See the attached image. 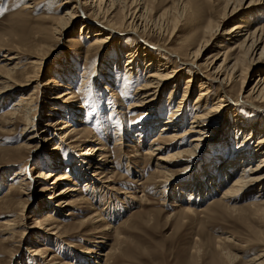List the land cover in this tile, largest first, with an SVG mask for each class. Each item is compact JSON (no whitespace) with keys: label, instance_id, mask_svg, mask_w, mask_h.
<instances>
[{"label":"bare ground","instance_id":"bare-ground-1","mask_svg":"<svg viewBox=\"0 0 264 264\" xmlns=\"http://www.w3.org/2000/svg\"><path fill=\"white\" fill-rule=\"evenodd\" d=\"M42 1L47 7L44 6L42 9V15L38 19L40 21L36 26L29 31L22 29V31L13 34L6 33L7 35L4 34V37H7L9 41L0 42V52L2 50L8 51H6L7 54L3 55L4 59L0 60V102H5L3 98L11 94L18 95L10 108L0 116L6 133H11L20 125L22 126L21 133H23L35 125L32 121L33 115L40 103L35 94L39 84L38 77L43 68L42 60L50 51L49 43L57 35L67 30L70 25L72 27L79 19L82 21L80 31L93 32L91 39L86 35L76 42L72 40L80 45L79 51L77 50L79 53L83 44L86 43L84 53L79 57L84 62L78 76V78L80 77V84L77 90L80 93L91 75V73L88 74L87 70L89 63L96 61L97 51L106 49L111 43V38L116 37L117 34V36L122 37L130 36L129 38L135 41L133 45L127 41L124 49H122L123 46L117 47L115 61L127 56L126 63L121 68L124 73V81L126 82L132 77L137 78L140 71H144L145 76L143 82L136 85L130 95V92L125 88L117 91L116 74L121 72L117 65L119 63L114 62L116 69L108 66L109 69L106 70L108 75L103 79L106 85L102 87L108 91L105 95V97L107 96L105 99L106 107L110 110L109 117L112 115L110 118L114 119L115 143L111 151L106 146L105 141L101 140L93 129L91 131L88 128L89 125L86 126L83 120L77 118V115H80L84 109L85 111L88 110L89 105L85 104L87 101L83 103L82 99L77 97V90L75 91L72 86L73 81H75V73L72 69L68 65H62L61 70L54 69L49 74V79L44 85H50V87L45 89L46 93H43V97L45 105L50 106L47 117H54L52 126L56 127L55 135L67 140L72 139L73 145H70L72 148L81 149L84 146L85 151H81L83 154L80 153V156L83 155L86 159L88 156H92L90 158L93 160L95 156L93 153H97L99 157L93 160L95 171L90 174L87 173L86 169H83L84 166L80 167L73 162L72 164L66 159L67 157L60 158L61 161L58 157L56 158V161L59 160V169H64V171L55 173L56 169L45 165L49 164V159H46L44 164L42 163L45 168L40 171L41 173L35 179L27 173L24 174L25 178L17 179V191H13V184L9 185V195L1 198L0 201L5 213H9L13 207L17 211L14 216H10L11 218L8 217L0 221V231H3L2 235H5L2 241L8 242L13 239V229L19 233L20 238L33 231L34 234H39L37 237L43 239V242L60 238L66 234V229L61 225L59 216L54 215L56 214L55 211L57 212L59 208H67L64 216H81L84 210H87L89 213L88 215L86 213L85 218L80 221V225L84 227L90 225L95 230L88 233L94 237L91 242L92 247L86 249L85 259L88 262L85 264H90V259H93V264H107L116 251L113 244L106 243V233L111 232V227L105 224L101 226L100 222L103 220V216L100 210L92 206L85 209L81 207L87 203L84 192L86 191L90 197L97 196L104 190L107 194L102 203V210L104 211L113 207V201L115 198L118 200L120 195L135 199L138 202L141 200L136 195H132L130 190L125 189L126 187L120 188L116 185L118 182L117 173L114 170H105V161L106 163L114 162L111 157H115L120 162L121 154L125 159L123 168L130 172L132 166L142 160V168L140 169L142 171H139L140 178L137 180L138 182L140 180L138 185L147 183V185L157 186L158 182L166 183L171 176L184 169L182 167V169L174 170V167L188 163L193 156L199 153L204 138L208 136V128L215 125L218 114L222 112L223 108L230 105L229 100L241 102V107H250L252 119L251 123H245L241 120L239 109H234L232 112L234 116L231 136L235 140H227L221 145L219 166L207 177V184L211 186L217 184L224 188L219 197L210 200L207 207L222 205L229 210L241 213L253 209L256 217L264 222V199L261 193H257L252 197L253 200L242 208L233 204L235 200L239 199L238 197L251 194L255 188L261 189L262 192L264 190V172L260 173L264 168V70L257 74V80L248 86L250 71L260 72L256 65L264 60V22L253 26L252 21L255 14L251 16L254 10L263 8L261 4L264 5V0H208L212 11L205 10L198 0H170V2L168 0H54L55 5L54 8H51V14L47 13L46 10L49 5H52L50 2L53 3V0H49L50 2L35 0L34 5L26 4L21 8L30 11ZM69 2L72 4L64 10L63 14H54L58 7L67 5ZM21 13L26 14L22 10ZM233 18L238 20L225 31L223 25L225 26ZM48 33H50L49 37L46 36ZM210 47H216V50L209 54ZM14 60L16 61L11 66ZM25 60L28 61L23 62ZM185 69L186 72H183ZM183 79L185 80L184 87L176 108L168 114V118L163 119V113H159V106L163 103L162 92L166 88L172 87L168 99L172 98L173 100L177 92L175 86L179 85V80ZM33 82H36L33 89L23 93L24 88ZM132 83L135 82L129 84ZM169 83L172 85L170 86ZM194 83H196L198 93L192 102L193 108L189 110L188 97L194 93L192 91ZM62 85L63 91L51 97V91ZM236 87L237 89H235ZM100 91L105 94L103 90ZM121 96L128 98L125 112L122 108L124 105ZM172 100L168 102V105L173 103ZM171 108L172 106L167 109ZM132 110L136 111L140 117V119L135 120L139 121L135 125L136 129L142 132L139 138L149 133L150 129L159 127V131L157 136L151 139L147 148L140 151L137 146H132L134 153L127 156L121 150L125 142L124 131L122 130L124 125L122 126L123 123L121 122L128 114L127 112ZM99 114H97L99 119L97 131L102 134L105 130L106 120ZM189 114H193L192 117L190 116L192 119H190L189 128L182 129L185 117ZM79 122L81 124H78L79 127L76 128L75 124ZM242 123H245L244 129H241ZM10 126L13 127L8 129ZM50 126L51 124L47 123L36 132L31 130L32 134L27 137V142L11 147L10 152L13 154L11 157H16L14 161L28 158L30 149L36 146L37 132H49ZM129 128L131 127L125 124V130L136 137L138 133L133 132L134 130L131 132ZM247 131L249 135L244 136ZM241 132H243L242 137ZM191 133L194 135L188 138V145L181 147L183 139ZM253 138H255V144L251 142ZM49 139V137L44 138V140ZM51 140L53 139L51 138ZM90 143L94 144L86 146ZM54 155L57 156L58 154L55 153ZM243 155H247V157L244 159ZM83 157L79 160L82 164L84 163ZM254 159H257V162L253 164ZM151 160H155L154 169L146 177L144 171ZM87 164L88 168L92 166ZM63 165L65 166L63 167ZM75 165L77 166L75 167ZM47 168H51V170ZM237 169H239L238 172H236ZM235 172L237 174L228 182L230 176ZM14 173L19 174L20 172ZM50 177H54V180L51 181L52 185L62 182L69 183L63 185L55 194L57 195L56 207H52V205L50 208L47 207L50 210L42 216H38L35 210L25 215L28 194L32 192L29 189L32 181L47 180ZM217 181L218 183H216ZM81 182L84 183L81 184ZM226 183L228 184L225 185ZM45 186L47 187V185ZM159 187L161 204L171 205L166 195L167 189L165 186ZM188 189L185 188L187 191ZM14 194H19L20 197L16 198ZM69 195L70 199L64 198ZM45 203H41L39 206L41 210L47 209L44 207ZM172 205L178 210H174L168 215L169 217L176 216L181 212L193 211L191 207L183 206L180 202ZM27 219H30V222ZM262 237L264 241V234ZM228 241V237L218 239L221 245ZM105 246H107L106 249L96 253V248ZM216 250L221 254L220 249ZM49 251L52 252L47 247L35 248L30 250L28 254L38 256L43 260ZM224 253L232 261L235 260L234 254ZM12 255L10 253L8 261ZM56 259L57 255L53 254L46 263L70 264L67 261L59 263ZM243 264H264V252L251 257Z\"/></svg>","mask_w":264,"mask_h":264},{"label":"rangeland","instance_id":"rangeland-1","mask_svg":"<svg viewBox=\"0 0 264 264\" xmlns=\"http://www.w3.org/2000/svg\"><path fill=\"white\" fill-rule=\"evenodd\" d=\"M168 1L170 2V0ZM43 2L44 1L36 4L34 8L31 9L32 11H28V9H22L21 6L23 7L26 4L34 5L35 0H0V13H2V15H0V42L3 43L8 40L7 37H4V34L6 33L13 34L14 32L22 31V29H27V31H29L34 26H36L40 21L38 19L39 16L42 15V9L44 6L47 7V5H44ZM198 2L205 10L212 11V9H210L211 5L208 0H198ZM50 4L52 5H49L46 12L51 14V8H54L55 5L54 0L53 3L50 2ZM71 4L72 3L69 2L67 5L58 7L56 11H54V14H63L64 10L69 8ZM261 5L263 7L261 10H254L251 13V16L255 14L254 20L252 21L253 26H255L254 24L258 25L261 24V22H264V5ZM21 10L26 12V14H22ZM237 20L238 19L236 18L231 19V21L226 23L225 26L223 25V29L226 31V29H228ZM81 22V19H79L72 27L70 25L67 30H64L60 35H57V38L55 37L49 43L50 51L46 54L45 59L42 60L43 68L41 74L38 77L39 84L37 85V92L35 94V96H37V100L40 101V103L38 102V109L33 115L32 121L35 125L23 133H21V125L18 126L14 131H11V133H6L5 126L3 122L0 121V148H2L0 150V199L9 195V185L11 184L14 186L13 191H17L18 183L16 181L18 178H25L24 174L28 173L33 179H35V177L41 173L40 171L45 168L43 164L46 159H49V164L45 165L47 167L56 169L55 173L64 171V169H59L60 167L58 163L60 158L63 159L66 157L69 162H73L75 164L77 163V165L80 167L84 166L85 168L83 169H86L87 173L89 174L95 171L93 160H96L99 155L97 153H93V155H95L93 160L91 159L92 156H88L87 160L86 157H83V155H79L85 151L83 149L84 146L81 148L83 150L72 148L70 147V145H73L71 143L72 139L67 140L55 135L56 127L52 126L54 123V117H47L50 106L45 105V99L43 97V93H46L45 89L50 87V85H44L49 79V74L54 71V69L61 70L60 67L62 65H68V67L75 73V81H73L72 86L75 91L77 90V87L80 84V77L78 78V76L80 75V69H82L84 65V62H82V59L80 60L79 57L84 53L86 43L83 44V48L79 53L78 49L80 45L76 44L75 42L76 40H81V38H84L86 35L88 38H92L93 35V32L89 33L88 31H80ZM117 35L116 37L111 38V43L106 49L97 51L98 56L96 57V61L94 60L93 63H89L90 65L87 68L88 74L90 75L91 73V75L87 79L88 81L85 84V88L81 93L77 90V97L81 98L83 103L87 101L85 104L89 105L87 107L88 110L85 111L84 109L80 115H77V118L83 120L86 126L89 125L88 128L91 129V131L93 129L94 133H96L101 140L105 141L106 146L111 151L113 150L115 143V135H113L114 119L110 118L112 115L109 117L108 113L110 110L108 107H106L107 103L105 99H107V96L105 97V95L108 93V91L102 87L106 85L103 79H105V77L108 75L106 70L108 71L109 68L116 69V63H119L117 65L120 70L126 63L127 56H124L123 59L119 58L118 61H115L118 51L117 47L121 48L123 46L122 49H124L126 48V43L130 42L129 44L133 45V42H135L129 38L130 36L122 37ZM46 36L49 37L50 33H48ZM48 37L46 38L48 39ZM3 38L5 40H2ZM215 50L216 47H210L208 53L210 54ZM6 51L7 50H2L0 52V60L4 59L3 55L5 53L7 54L8 52ZM122 54L124 55L125 53ZM15 61L16 60L11 63V66ZM26 61L28 60L23 62ZM108 62H110V64H108ZM114 62H116L115 65ZM256 68L260 72H255L252 70L250 71L251 76L248 79V86L257 80V74L263 72L264 60L261 61L260 64L256 65ZM183 72H186V69ZM116 76L118 84L117 91H120L121 88H125V90H128L131 95L133 91L132 89L136 85H139L143 82L145 74L144 71H140L137 78L132 77L126 82L124 81L125 78L123 70L117 73ZM131 82L135 83L129 84ZM184 82V79L179 80L180 84L175 86L177 92L175 93L173 100L172 98L168 99L169 91L172 87H168L162 92L161 96L163 103L159 106V113H163V119L168 118V114L176 108V104L181 97ZM35 84L36 82H33L28 87H25L23 93H27L28 91L32 90ZM171 85L172 84H170V86ZM61 87L52 90L51 97L60 94L63 91V85ZM235 89H237V87ZM100 90H103L105 94ZM192 91L195 94H190L188 97L189 110L193 108L192 102L198 93L196 83L192 85ZM19 92L22 93V91ZM17 96L18 95L16 94H11L3 98L5 102H0V116L10 108L12 102L18 98ZM121 97V100H123L122 103L124 105L122 108L125 112L126 101L128 98L126 99V96ZM170 100H172L173 103L168 105ZM229 104L230 105H228L226 108H223L222 112L218 114V120H215V125L208 128V136L204 138V141L199 148V153L193 156L192 160L188 163L182 165L179 164L178 166L174 167V170L182 169V167H184V169L171 176L166 183L161 184V182H158L157 186H152V184L147 185V183L138 185L140 180L139 182L137 180L140 178L139 171H142L140 170L142 168V160L136 162V164L132 166V171L130 172L123 168V166H125V159L121 154L120 162L115 157H111L114 159V162L106 163L105 161V170H114L117 173L116 178L118 179V182H116V185L120 188L126 187L125 189L130 190L132 195H136V197L140 198L141 200V202H138L135 199H130L124 195H120L118 200L115 198L113 201L114 206L104 211L102 210V203L107 197V194L104 192V190L99 193V195L90 197H88L86 191L84 192L87 203L81 207L85 209L88 206H92L93 208L100 210L103 216V220L100 222L101 226L105 224L111 227V232L108 234L106 233V243L113 244L116 248V251L114 256L108 261L107 264H243L244 261L264 252V241L262 240V236L264 234V222L259 217H256L253 209H249V211L247 210L248 213H241L239 211L229 210L222 205L207 207L210 200L219 197L221 190L224 188L223 186L220 187V185L218 186L217 184L213 186L207 184V177L210 172L213 173L214 169L219 166L218 162L219 157L221 156L219 149H222L221 145L227 140H235V138H232L231 136V131L233 128L232 119L234 116L232 112L234 109H239L241 120L245 121V123H249L252 119V109L250 107H241V102H235L233 100H229ZM171 106V109H167ZM127 113L128 114L125 117L126 119L124 118V120L121 122L123 123L122 126L124 125L122 130L124 131L125 139L121 150L127 156H131V154L134 153L132 146H137L140 151H143L148 147L151 139L157 136L159 127L150 129L151 131H149V133L144 134L139 138V135L142 132L136 129L135 125L139 121L135 120L137 118L140 119V117L137 112L133 110L128 111ZM97 114L102 115L106 120L105 130H103L104 133L102 134L98 133L97 131L99 128V119ZM192 115L193 114H189L185 117V123L183 124L182 129L189 128V122L190 119H192L190 116L192 117ZM47 123L51 124L49 127V132H37L38 138L37 142H35L36 146L30 149L28 158L26 157L21 160L14 161L16 157H11L13 154L10 152V148L18 146L23 142H27V137L32 134L31 130H35L36 132L37 130L42 129ZM245 123L241 124V129L245 128ZM36 124L38 125L36 126ZM78 124L80 125L81 122L75 124L76 128L77 126L79 127ZM125 124L126 126L131 127L129 128L131 132L134 130L133 132L138 133L136 137L134 134L128 133V131L125 130ZM12 127L13 126H10L8 129H11ZM242 133L243 132H241V137ZM247 133L248 131L245 132L244 136L249 135ZM192 135H194V133L187 135L183 139L181 147L182 145H188V138L192 137ZM48 137L50 138L49 140H44V138ZM51 138L53 140H51ZM254 141L255 138H253L251 142L255 144ZM55 143L57 144L55 145ZM92 144L94 143L86 144V146ZM55 153L58 155L55 156ZM243 156L244 159L247 157V155ZM57 157L59 160L56 161ZM82 157V161L84 162L83 164L80 163L81 161H79ZM154 161L155 160H151L148 166H146L144 171V175L146 177L152 173L154 169ZM256 162L257 159L252 161L253 164ZM87 163L92 166L88 168ZM77 165H75V167ZM64 166L65 165H63V167ZM51 168L47 169L51 170ZM238 170L239 169H237L236 172H238ZM14 172L20 173L16 174ZM236 172L230 176L228 182L231 181V179L237 174ZM262 172H264V168L260 171V173ZM53 180L54 177H50L47 180H40L41 182H36L35 180L32 181L31 188H29L32 192L28 194L25 215L35 210L38 216H42L50 210L48 208H50L51 205L52 207L55 206V203L57 202V195L55 194H57V191L63 185L69 183L62 182L57 185H52L51 181ZM82 183L84 182H81V184ZM216 183H218V181ZM227 184L228 183L225 185ZM45 185H47V187ZM159 186H165L167 189L166 195L171 205L165 206L161 204L162 200L159 197ZM44 188H47L48 190ZM185 188H189L188 191L185 190ZM42 189H44V191H42ZM257 193H261V196L264 199V190L262 192L261 189L255 188L253 191H251V194L238 197L239 199L235 200L233 204L241 206L242 208V206L250 203V201L253 200L252 197H254ZM14 195L16 198L20 197L19 194ZM64 198L70 199V195ZM45 202H49V204L46 205ZM177 202L182 203L183 206L191 207L193 211L188 213L181 212L176 214V216L169 217L168 215L174 210H178L177 207L172 205L173 203L175 204ZM41 203H45L44 207L48 208L41 210L39 208ZM16 211L17 209L13 207L9 213H5L2 202L0 201V221L8 217L11 218L10 216H14ZM66 211L67 208H59L57 212L55 211L56 214H54L57 215V217L59 216L58 218L61 221V225L66 229V234L54 240L49 239V242H47L48 240L43 242V239L41 240L40 237H37L39 234H34V231L30 233L28 232L22 238H20L19 233L15 232V229H13V239L6 242L2 241L4 238L3 236L5 235H2L3 231H0V264H47L46 262H48L50 256L53 254L57 255L56 261L59 263L67 261L70 264H85V262H88V260L85 259L87 251L86 249L88 247H92L91 242L94 237L92 235H88V233L95 229L91 228L90 225L85 227L80 225V221L85 218L86 213L88 215L89 211L84 210V213H82L84 216L81 213V216H64ZM28 222H30V219ZM223 237H228L229 241L223 243L222 246L220 242H218V239ZM43 247H47L52 251H49L43 260L38 258V256H31L28 254L30 250H34L35 248L42 249ZM106 248L107 246L96 248V253L98 254L100 250ZM216 249H220L221 254H219V251ZM224 252L228 253L229 255L234 254L236 256L235 260L232 261L231 258L229 259L228 255ZM10 253L13 255L10 257V261H8ZM89 263L93 264V259H90Z\"/></svg>","mask_w":264,"mask_h":264},{"label":"snow or ice","instance_id":"snow-or-ice-1","mask_svg":"<svg viewBox=\"0 0 264 264\" xmlns=\"http://www.w3.org/2000/svg\"><path fill=\"white\" fill-rule=\"evenodd\" d=\"M0 15H2V13H0Z\"/></svg>","mask_w":264,"mask_h":264}]
</instances>
